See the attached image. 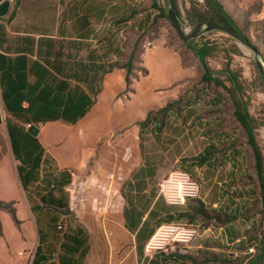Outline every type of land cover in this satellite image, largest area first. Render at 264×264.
<instances>
[{"label":"crops","instance_id":"0c3cea01","mask_svg":"<svg viewBox=\"0 0 264 264\" xmlns=\"http://www.w3.org/2000/svg\"><path fill=\"white\" fill-rule=\"evenodd\" d=\"M150 1L149 6L136 8V0H21L18 5L10 2L8 14L0 17V201L14 203L19 220L29 221L27 204L30 206V203L20 178L22 163L16 157L10 129L28 131V122L9 112L2 76L12 79L13 88L15 79L17 90L24 85L21 92L26 98L21 105L34 110L32 114L37 115L40 109L62 110L42 115L45 121L37 126L40 132L36 137L44 150V158L50 161V168L57 165L59 172L68 171L61 164L72 160L66 161L61 154L70 143L71 125L85 122L82 129L97 132L102 125L97 120L100 110H105L107 121L106 110H129L134 106L133 93L127 92L121 99L119 96L128 89L127 67L134 53L136 32L137 37L142 35L138 41L143 47L142 63L137 65L152 78L143 81L138 92L150 93L161 83L193 75V69L184 64L183 56L169 44L166 35L151 42L150 26L163 8L156 9L154 1ZM193 1L204 3V0ZM222 2L239 7L264 4V0ZM162 5L165 6L164 0ZM187 7L190 10L191 6ZM125 53L128 57H124ZM139 69L133 68L132 72L139 74ZM72 97H84L83 108L87 110L74 124L60 117ZM183 108L186 109L182 111ZM183 108L179 106L177 116L171 120L166 117L163 123V126L174 124V128L166 130L176 131L179 136L162 140L170 143V148L181 141H189L191 146L200 139L206 143L198 152L144 153L145 163L122 183V197L101 200L111 202L112 207L105 208L103 213L114 216L119 228L110 230L114 244L107 253L98 256L99 264H245L249 258L247 249L253 242L258 244L256 256L260 253L264 245V219L259 181L246 183V179L256 178L257 174L255 177L248 172L245 153L238 146L228 144L223 148L222 144L231 134L223 128L219 112L222 104L187 102ZM48 116L58 118L50 120ZM129 121V117L118 120L117 129ZM152 128L157 134L161 131L157 123ZM191 131L198 136H190ZM65 137L69 139L62 150L47 151L45 145L54 140L64 141ZM210 147L214 148L213 152H204ZM153 154L167 157L169 167L164 170L158 160H148ZM200 156L203 158L199 159ZM180 162L190 166L199 179L201 195L185 206L172 207L159 196L155 182H161L172 171L170 166ZM252 163L255 167L254 156ZM19 204L23 205V213ZM29 209L35 214L32 207ZM0 220L3 221L1 217ZM169 221L194 224L200 228V234L190 245H178L151 256L146 254V243L157 227ZM19 256L25 259L23 251Z\"/></svg>","mask_w":264,"mask_h":264},{"label":"rangeland","instance_id":"374dc122","mask_svg":"<svg viewBox=\"0 0 264 264\" xmlns=\"http://www.w3.org/2000/svg\"><path fill=\"white\" fill-rule=\"evenodd\" d=\"M162 1H158V6L167 12L168 0H164L165 6L162 5ZM176 1L183 27L186 32L191 33L198 24L189 22L187 5L191 6L195 1ZM150 3V0H136V8L142 5L149 6ZM224 6L237 20L241 31L259 49L260 59L264 63V4L258 3L252 7H239L230 2ZM160 35H166L168 42L183 56L184 64L193 69V75L190 78L178 79L171 83H161L154 86L150 93L143 90L138 92V86L143 81H149L152 78L148 77L147 70L137 65L142 63L140 51L143 50V47L138 41L141 40L142 35L137 37L136 32L133 59V65L134 62L135 65L133 68L134 70L139 68L141 70L139 69V74H136V71H131L128 89L119 96L121 99L126 95L125 93H133L134 106L129 110H123V108L112 111L106 110L109 114L106 116L107 121L104 119L103 111L105 110H100L97 120H101L99 122L102 124V129L100 128L97 132L82 129L85 127V122L71 125L69 129L70 143L61 154L66 161L67 159L72 160V163L61 164L62 168H68L67 174L71 182L64 191L70 200L67 210H57L52 213V210L44 209L32 214L29 208L39 205L40 202L35 197L36 193L35 195L31 193L28 197L30 206L27 204L30 219L28 222H24L17 218L14 203L0 201L4 204L0 205V217L3 219V221L0 220V264H32L40 244L43 245L44 253H49L45 250L50 252L52 250L50 261L53 264H59V255L63 254L61 243L64 241V234L74 233L79 228H83L85 231L89 254L88 256L77 254L73 258L77 259L80 264H99L98 256L105 251L107 253L110 246L114 244L113 235L110 232L117 231L119 228L118 221L114 216L103 213L105 208L112 207L111 202L106 203V201L101 202V200L122 197V183L127 176H131L132 172L137 171L145 163L144 153L198 152L206 143L205 140L200 139L199 142L193 141L191 146L189 141H181L174 148H170L171 144L162 140V138L165 140L179 136L176 131L166 130L167 128H174V124L163 126L164 118L167 117L171 120L177 116L178 107L183 108L187 102L202 105L211 101H219L222 104V109L219 112L221 113L223 128L231 134L230 139L222 144L223 148L226 149L228 144L238 146L240 151L245 153L248 172L256 177V170L252 163L253 149L248 142L245 129L235 116L231 94L213 82L202 80L203 70L198 59L179 36L172 22L166 17L159 18L154 25L150 26L148 36L151 42ZM202 36L205 41L217 47V50L208 58L209 66L215 76L222 78L225 84L231 87V83L224 74L229 62L231 69L238 75L249 115L254 124L258 126L256 139L264 156V83L255 61L254 52L220 31L206 32ZM202 38L199 37L194 40L195 43L193 41L191 43L196 44ZM124 57H128V55L125 53ZM119 106H121L120 102ZM184 109L186 108H183L182 111ZM127 117L130 119L129 123L118 126L117 129L118 120ZM133 117L134 119L131 121ZM155 123L161 127L158 134L152 128ZM41 128L44 129L45 127ZM190 136L197 137L198 133L192 135L191 131ZM68 139L65 137L64 141L54 140L50 142V144L45 145L47 151L52 153L62 150ZM67 152L69 153L67 154ZM85 152L87 153L86 158ZM153 155H150L148 160H158L164 170L169 167L167 157ZM79 159L83 160L84 163H79ZM57 168L58 166L55 165L49 169L50 176H55L56 179L60 177ZM177 168L188 171L200 184L190 166L186 167L183 162H180L175 166H170L169 170ZM256 180L258 181L257 177L246 179V183H254ZM159 184V181L155 182L156 189L159 188ZM45 190V188H38L35 191L43 193ZM260 205L261 209L264 210V204L261 203ZM18 208L23 213V205L19 204ZM53 214L60 217L61 223L57 225L61 224L62 229L55 230L52 227ZM262 216L264 215L262 214ZM39 230H43L46 234V237L42 238L41 241ZM22 251L25 259L19 256Z\"/></svg>","mask_w":264,"mask_h":264},{"label":"trees","instance_id":"16d2710c","mask_svg":"<svg viewBox=\"0 0 264 264\" xmlns=\"http://www.w3.org/2000/svg\"><path fill=\"white\" fill-rule=\"evenodd\" d=\"M20 1L21 0H16V5H18ZM153 1L154 7L159 9L157 0ZM187 16L190 23L200 24L213 22L241 31L237 20L226 10L224 4H222L220 0H204L203 4L194 2V4L191 5L190 10H188ZM163 17L169 19L168 13L165 10L160 12L159 16L154 18L153 25L158 21L159 18ZM202 37L203 36H201V38ZM193 42L195 43V41ZM192 43H186V45L190 47L199 61V64L203 70L202 80L204 82H213L215 85L223 87L231 94L235 107V116L245 129L248 136V142L254 152L255 170L260 185L262 203L264 204V156L256 139V130L258 126L254 124L253 119L249 115L248 107L244 101L242 90L240 88L239 77L231 69L229 62L226 70L224 71L227 80L231 83V87L227 86L222 78L215 76V73L210 68L208 63L209 56L217 50V47L211 45L210 42L205 41L204 38H202L200 42H196V44ZM133 59L134 53L132 54L127 67L128 76L126 80L128 84L130 82V73L133 69ZM18 80L21 81V78H18ZM11 81V78L2 76L4 99L6 101L7 108L9 112H11L18 119L28 122L27 124H32V126H41L45 121L43 116H45L47 112H53V114H55L56 111H62L60 109H52V111H50L51 109H40L38 110L37 115L32 114L34 110H27L21 105L26 98L24 93L21 92V89L24 87V85H20L21 87L17 90L16 80L14 79L13 81V83L16 84L14 88L11 86ZM83 104L84 97H80L79 99L72 97L69 107H66L63 110L60 117L73 124L76 123L87 111L86 108H83ZM30 113L33 115L32 117H28ZM46 118L53 120L57 119L58 117L48 116ZM10 133L12 136V143L16 157L22 163V165L19 166V173L27 196L30 197L29 195L31 193H34V195L36 193L35 197L40 202L39 205L35 207L32 206V211L35 213L44 209H48L49 211L52 210L51 212L53 213V211L57 210H67L69 208V198L66 194H64V191L65 187L69 186L71 183L67 171L60 172V177L57 179L55 176H50V161L47 158H44V150L38 138L33 136L29 132V129L28 131H13L10 129ZM213 149V147H210L204 152L209 154V152H213ZM202 158L203 156L199 157V159ZM38 188H45L46 190L43 193L36 192L35 190ZM0 205L4 204L0 202ZM261 212L264 215V210ZM59 223H61L60 217L53 214L51 225L55 230L63 228L61 224L59 226L57 225ZM38 233L40 236V241L42 238L46 237V234L43 232V230H39ZM61 248H63V254L59 255V264H80L77 259L73 258V256L77 254L80 256H86L87 254V241L84 229L79 228L71 234L65 233L64 241L61 243ZM45 251H48L49 253H44L43 245L40 244L37 248L32 264H45L50 261L52 259L50 254L52 250L51 252L49 250ZM249 262L251 264L253 262L258 264L264 263V245L260 247V253L257 256L255 255L254 259H251ZM51 264H53L52 261Z\"/></svg>","mask_w":264,"mask_h":264},{"label":"built area","instance_id":"2783aa9c","mask_svg":"<svg viewBox=\"0 0 264 264\" xmlns=\"http://www.w3.org/2000/svg\"><path fill=\"white\" fill-rule=\"evenodd\" d=\"M16 3V0H10ZM32 124H27V128H32ZM201 195V187L198 181L184 169L172 170L159 184V196L172 207L185 206L189 201L197 200ZM200 228L191 223L179 221L164 222L157 227L154 234L145 246L148 255L159 252H168L178 245H190L199 236ZM258 244L253 242L247 249L249 257L245 264L257 254Z\"/></svg>","mask_w":264,"mask_h":264},{"label":"water","instance_id":"95a60500","mask_svg":"<svg viewBox=\"0 0 264 264\" xmlns=\"http://www.w3.org/2000/svg\"><path fill=\"white\" fill-rule=\"evenodd\" d=\"M169 7L167 10L168 17L172 22L175 30L179 34V36L186 42L190 43L197 38L201 37L206 32L211 31H220L227 34L229 37L236 39L240 43L249 47L255 55V61L261 75V78L264 83V63L260 59V51L259 49L250 42V40L246 37V35L242 31L235 30L233 28L227 27L222 24H217L213 22H206L198 24L191 33L185 31L180 14L178 12L177 1L176 0H168ZM10 1H2L0 0V17H4L8 14L10 10ZM29 132L33 136H38L40 132V128L37 126H33L29 129Z\"/></svg>","mask_w":264,"mask_h":264}]
</instances>
